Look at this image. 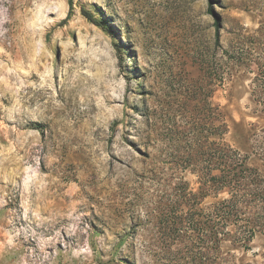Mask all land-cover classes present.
Masks as SVG:
<instances>
[{"label": "rangeland", "instance_id": "1", "mask_svg": "<svg viewBox=\"0 0 264 264\" xmlns=\"http://www.w3.org/2000/svg\"><path fill=\"white\" fill-rule=\"evenodd\" d=\"M258 29L264 0H0V264H194L162 216L200 190L178 157L209 88L224 140L264 174L252 74L223 52ZM251 245L221 251L264 264V234Z\"/></svg>", "mask_w": 264, "mask_h": 264}, {"label": "trees", "instance_id": "2", "mask_svg": "<svg viewBox=\"0 0 264 264\" xmlns=\"http://www.w3.org/2000/svg\"><path fill=\"white\" fill-rule=\"evenodd\" d=\"M81 11L89 21L102 25L91 12L84 8ZM210 13L214 17L215 44L219 45L220 21L212 10ZM260 32L258 29L254 34L238 36L223 52L227 61L252 74L251 93L264 114V36H259ZM200 62L205 76L215 83H222L230 71L228 66L219 70L209 55ZM215 90L213 86L206 91L205 103L194 116L188 153L178 157L193 165L191 171H201L200 190L169 205L162 221L173 239L189 242L174 259H187L194 264H238L230 250L222 254L221 243L228 241L248 251L252 240L264 234V174L248 164L247 154L224 140L229 128L222 109L212 100ZM202 161L205 164L197 168ZM220 192L225 195L218 198ZM206 197L212 201L198 206Z\"/></svg>", "mask_w": 264, "mask_h": 264}]
</instances>
